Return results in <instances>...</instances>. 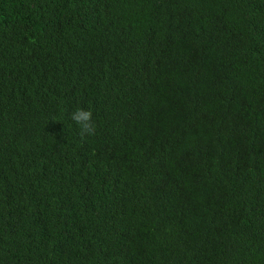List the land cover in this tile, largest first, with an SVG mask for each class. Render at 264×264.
Wrapping results in <instances>:
<instances>
[{
  "label": "trees",
  "instance_id": "1",
  "mask_svg": "<svg viewBox=\"0 0 264 264\" xmlns=\"http://www.w3.org/2000/svg\"><path fill=\"white\" fill-rule=\"evenodd\" d=\"M0 264H264V0H0Z\"/></svg>",
  "mask_w": 264,
  "mask_h": 264
},
{
  "label": "clouds",
  "instance_id": "2",
  "mask_svg": "<svg viewBox=\"0 0 264 264\" xmlns=\"http://www.w3.org/2000/svg\"><path fill=\"white\" fill-rule=\"evenodd\" d=\"M71 120L79 127L82 137H89L95 134L93 113L90 109L76 108L71 114Z\"/></svg>",
  "mask_w": 264,
  "mask_h": 264
}]
</instances>
